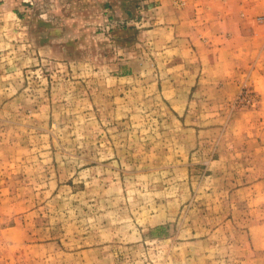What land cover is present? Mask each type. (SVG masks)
<instances>
[{
  "label": "rangeland",
  "instance_id": "374dc122",
  "mask_svg": "<svg viewBox=\"0 0 264 264\" xmlns=\"http://www.w3.org/2000/svg\"><path fill=\"white\" fill-rule=\"evenodd\" d=\"M206 2L0 0V264H264V0Z\"/></svg>",
  "mask_w": 264,
  "mask_h": 264
},
{
  "label": "crops",
  "instance_id": "0c3cea01",
  "mask_svg": "<svg viewBox=\"0 0 264 264\" xmlns=\"http://www.w3.org/2000/svg\"><path fill=\"white\" fill-rule=\"evenodd\" d=\"M263 1V0H262ZM204 2H206L204 0ZM243 2V4H242ZM207 6L210 5V10L214 14H210L214 17H218L219 19H223V21L230 19L231 17H239L241 14V5L250 6L251 4H256V0H207ZM217 5L216 10L214 11L211 8V5ZM241 4V5H240ZM205 8V7H203ZM207 7L205 9V12L207 11ZM208 12V11H207ZM246 13V12H244Z\"/></svg>",
  "mask_w": 264,
  "mask_h": 264
}]
</instances>
